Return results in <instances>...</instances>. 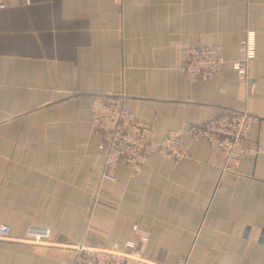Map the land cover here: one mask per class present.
<instances>
[{"label": "crops", "instance_id": "obj_1", "mask_svg": "<svg viewBox=\"0 0 264 264\" xmlns=\"http://www.w3.org/2000/svg\"><path fill=\"white\" fill-rule=\"evenodd\" d=\"M0 264H72L67 246L133 242L151 264H264V0H0ZM257 37L249 83L233 69ZM219 46L213 81L189 83L190 47ZM123 96L157 139L190 151L153 154L103 182L101 135L87 126L94 96ZM253 116L249 154L223 172L201 127L227 112ZM120 207L113 216L96 198ZM47 230L48 244L27 241Z\"/></svg>", "mask_w": 264, "mask_h": 264}, {"label": "built area", "instance_id": "obj_2", "mask_svg": "<svg viewBox=\"0 0 264 264\" xmlns=\"http://www.w3.org/2000/svg\"><path fill=\"white\" fill-rule=\"evenodd\" d=\"M256 58L257 37L255 32L248 31L241 44L239 58L233 62V69L245 84L249 83V68ZM224 65L221 47H190L186 50L181 71L189 83L213 81L221 75ZM252 122L253 116L247 112L229 111L204 126L191 127L189 133L194 140L206 139L220 152L223 160L221 171L234 173L246 156L257 152L258 148L254 144L250 148L246 147L250 142ZM87 126L101 135L99 152L104 158L101 180L113 185L119 183L116 173L120 167L137 172L153 154L176 162L190 156L186 142L178 133L172 132L163 139H157L153 128L138 120L123 96H94ZM98 196L95 201L98 212L113 216L120 211L118 204ZM10 239L11 228L0 226V240ZM27 241L48 244L49 232L32 229ZM67 247L74 253L72 264H151L133 242L122 246H100L83 241ZM174 264H188V258L181 256Z\"/></svg>", "mask_w": 264, "mask_h": 264}]
</instances>
